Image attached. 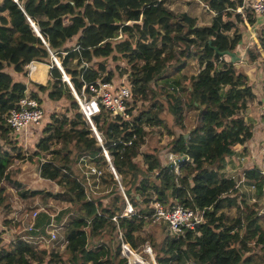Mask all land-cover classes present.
<instances>
[{"label": "trees", "instance_id": "obj_1", "mask_svg": "<svg viewBox=\"0 0 264 264\" xmlns=\"http://www.w3.org/2000/svg\"><path fill=\"white\" fill-rule=\"evenodd\" d=\"M197 2L205 4L211 15L206 24L183 11V0H0V185H12L21 198L43 195L67 204L56 217L58 224L70 215L62 234L66 243L60 251L13 235L6 244L1 232L0 264H128L119 252L118 229L137 246L145 227L155 219V202L166 209L195 205L203 215L188 232L149 235L158 264H264V205H259V200L250 202L238 179L223 172L235 146L254 136L246 113L256 92L248 74L237 67L238 60L233 62L222 52H237L244 38L237 26L244 21L239 7L251 24L257 18L245 0ZM261 31L259 40L264 49V25ZM75 36V45L66 47ZM253 49L256 52H247L252 62L260 56L258 46ZM51 51L61 57L78 90L83 86L82 75L87 82L113 79L115 72L104 59L126 60L135 101L147 99L151 103L136 114L133 105L129 120L114 118L104 108L93 118L119 180L81 114L72 119L56 118L45 128L35 151L38 157L43 151L54 152L52 146L60 139L69 154L77 153V161L89 156L105 169L99 179V192L104 194L93 195V203L76 178L80 175L60 152V160L65 161L38 158L37 171L42 178L56 181L62 191L27 189L19 179L20 164L35 158L25 159L18 136L6 122L27 90L9 69L27 74L30 61L51 65ZM188 61L197 62L200 69L185 74ZM94 62H98L97 69ZM128 70L121 72L124 75ZM51 75L63 77L56 66ZM59 86L50 90L51 99L64 97V88ZM39 88L48 90L43 85ZM32 96L39 99L36 93ZM188 110L195 112L192 127L186 125ZM165 112L173 119L168 128V151L184 158L179 172L163 164L161 149L141 152L146 127L162 126ZM243 173L255 184L258 198L264 197V172L254 167ZM86 178L83 174L82 181L87 184ZM120 184L134 206L129 216H121L126 203ZM0 210L6 222L13 210L3 187ZM116 215L119 217L113 220ZM51 219L46 212L41 213L36 221L39 231L32 233H46Z\"/></svg>", "mask_w": 264, "mask_h": 264}, {"label": "built area", "instance_id": "obj_2", "mask_svg": "<svg viewBox=\"0 0 264 264\" xmlns=\"http://www.w3.org/2000/svg\"><path fill=\"white\" fill-rule=\"evenodd\" d=\"M245 1L252 7L256 17L263 18L264 20V0ZM238 10L240 11L242 18L246 20V16L243 17L244 13L242 8L239 7ZM28 20L37 34L41 36L39 28L35 22H33L31 18H28ZM259 26L260 21L258 20L251 28L252 36L255 39V32ZM120 37H122V34H120ZM63 54H66V52H63ZM51 62H53L50 65L51 68L56 66L62 72V79L68 83L69 88L71 89L70 91L74 96L73 98H75V100L78 102L81 112L85 115V117L83 116L84 119L88 123L97 142L102 146L103 155L106 157L109 163L110 171H112L115 178L119 180V175L112 162V156L104 146L103 139L93 118L96 114L100 113L103 108L110 112L114 118L120 117L122 120H129L132 117L130 109L133 107V104L131 103L133 99V92L129 78L125 75L122 78H113L110 81L98 78L93 82H87L84 75H82L80 76V79L83 82V86L81 90H78L72 82L71 77L66 74L61 58L57 53L52 51ZM27 67L30 68V63H28ZM45 115L46 109L44 104H42L38 98L27 93L26 90L25 95L20 99L18 104L11 109L6 122L10 128L14 129L16 134L22 137L24 130H28L29 128H32L36 125H41ZM183 159L184 158H179V155L175 153L168 152V163L173 164V166L176 167L177 172H179V164ZM79 164L87 166V170L84 171V175L87 176V181H89L90 178L97 179L95 186L99 187V179L101 175L105 173V169L100 168L97 165V162L89 156H83L80 158ZM77 180L80 182L79 179ZM80 184L84 187L88 200L93 203L91 198V192L93 191L91 184L88 183L87 185L83 181H81ZM120 187L122 194L125 197L126 203V208L121 216H129L134 213V206L131 202V198L126 195L121 184ZM252 189H255V184H252ZM252 200L255 201L256 199L253 198ZM22 210L23 208L20 209V211H18L14 217V220L18 223H24L25 219L28 220V229L26 226L23 227V229L28 231L25 232L23 229L21 230V233H23L22 235H19L21 239L34 243L46 239L49 240V242L60 240V242H63V244L66 243L65 236H60V233L64 230V224L66 223V220L58 224L52 217L51 222L46 227V233L35 235L32 232L35 230L39 231V228L36 227V220L39 210L24 213L21 212ZM155 210L156 220L162 224H165L166 231H169V233L172 235L178 234L182 230H185L186 232L193 230L196 225L203 220L202 212H200L195 205L191 207L178 205L174 208L166 209L161 203L156 202ZM118 217L119 216L116 215L113 217V220H117ZM118 231L119 238H121L120 254L121 257L128 261V264H158L151 246H145L143 251L135 250L131 246L128 238L123 234V231L120 228ZM143 253L147 254L148 256H145Z\"/></svg>", "mask_w": 264, "mask_h": 264}, {"label": "rangeland", "instance_id": "obj_3", "mask_svg": "<svg viewBox=\"0 0 264 264\" xmlns=\"http://www.w3.org/2000/svg\"><path fill=\"white\" fill-rule=\"evenodd\" d=\"M185 2L184 6H183V11H188L192 16H197L198 17V23L200 24H206L211 15L208 13L205 4L201 5L200 3H198V0H183ZM172 8H176V5L173 4ZM240 12V11H239ZM245 16V14H243V17ZM247 20V22H246ZM246 20L244 19L243 22H237V26L239 31H243L244 33V38L242 40V42L239 44L238 48H237V54L239 56V63L242 65L241 68L238 66V68L244 70L245 72L248 71L247 67L250 69L249 64H247L246 62L247 59H245L246 56V52H248V50L255 48V46L258 45V50H259V57L257 58L255 64L259 66V63L264 64L263 63V57H264V53L263 50L261 51L259 48H261V44H260V40L259 37L261 35V30L263 28L262 25H260L258 27V29L256 30V39L252 36L251 33V28L253 27V24H251L248 20V18L246 17ZM236 21V19H235ZM72 42V41H71ZM256 52V50H254ZM60 57V56H59ZM61 58V57H60ZM247 58L249 59V56L247 54ZM104 61L106 62V64L109 66V70L114 71V77L113 78H122L123 76H127L129 78V72H130V66L128 67L127 65V61L126 60H113L112 57H109L108 59H104ZM244 62V63H243ZM53 63V62H52ZM51 63V64H52ZM244 64V65H243ZM94 68H98V62H94V65H92ZM247 66V67H246ZM123 69H129L128 72H126L124 75L122 74V70ZM199 65L197 62H190L188 61V64L186 66V68L183 70V72L187 75L193 73V72H197L199 70ZM69 77H71L69 74H67ZM62 79V78H61ZM59 82L58 80L55 81V85L54 83H52L51 85H47L46 87L48 88V90H58V88L60 89L59 86ZM62 83H65V87L64 89H62V91L64 92V97L61 98L60 100H52V102H50L49 107L46 105V115L45 118L42 122L41 125L39 126H34L32 128H29L28 130H24V139H28L29 142H27L26 140H23L22 137H20L18 134H16L18 136V140H19V144L20 146L23 147L24 150V155H25V159H29V158H35L34 162H31L29 160H25V162L21 163V167L23 168V170L25 172H23L22 174L19 175V179L20 181H22L23 185L25 186V188L27 189H42V190H47L53 193L56 192H60L63 189L56 183V181H51L49 179H44L40 176L39 172L37 171V167L39 165V159L38 158H48V159H54L57 162H63L65 161L64 158H68L69 164L73 165V169L75 170L76 174H79L78 178L80 181H82V176L84 174V171L87 170V166L85 165H80L79 164V160L77 161L76 158H78V156L76 155V152H73L71 154L68 153L67 149L64 147V143L62 142V140H56L52 146L51 150H54V152H50L48 153L47 151H43L41 156L38 157V155L35 154V151L38 149L37 144L40 141V139L44 136V130L47 126H49L50 124L55 123V119L56 118H63V117H67V118H74V116H78L79 114H83L80 110L79 104L78 102L75 100V98H73V94L71 93V89L69 88L68 83L62 79ZM58 87V88H57ZM41 90V88H39ZM44 91V90H42ZM133 105H135V110L133 111L134 114H136L139 110L141 109H146L149 105H151L150 100H143V99H138L135 101L134 96L131 102ZM85 117V115L83 114L82 117ZM164 122L162 126H147L146 130L148 132L147 134V139L145 144L142 146L141 148V152L145 153V152H151L154 149H161L160 152V158L162 159L163 164H168V142H169V135H168V128L169 126H172L173 124V119L172 116L165 112L164 115ZM83 117V119H84ZM195 124V112L188 110L187 111V116H186V125L189 127H192ZM69 126L66 127V129H68ZM23 144V145H22ZM58 152L61 153V155H65L64 158L62 160H60L61 155L58 156ZM69 154V156L67 155ZM85 156V155H83ZM82 156V157H83ZM80 157V158H82ZM142 156L140 155L137 158H141ZM37 158V159H36ZM58 158V159H57ZM19 167V166H17ZM17 167H14L13 169H16ZM21 170V169H20ZM42 179H44V181H42ZM75 179V178H74ZM94 180L90 178L88 183L91 184L92 187V192H91V198L93 195L95 196H101L102 194H104V192H99L100 191V186H95L94 184ZM88 185V184H87ZM12 203L14 206H17L18 204H20L23 208V210L21 211L22 213L24 212H33L34 210H39V214L41 213H47L49 216L53 217L56 220L57 215L61 212V211H65L66 209V205L65 203H63L62 201L53 199L49 196H43V195H36V196H30L28 198H20V200H18V193L15 191H12ZM248 195V194H247ZM88 199V198H87ZM93 200V198H92ZM262 201V202H261ZM260 202L263 204H259V205H264V199L261 198ZM25 209V210H24ZM7 211H4V213H6ZM70 216V215H69ZM69 216H66V218L64 219L67 220V218H69ZM3 218V213L2 210H0V233L4 231V233H6V235L4 236L5 238V242L6 244H8L10 242L11 239H13V236H19L22 235L23 233H21V230L23 229L24 226L27 227L28 225V220L25 219V224L21 223V225H18L17 227L21 226V228H16V232L13 228V232L11 231V229L8 228V231H6L5 229H2L1 225H2V220ZM38 219V217H37ZM37 221V220H36ZM57 221V220H56ZM146 231L144 233V237L142 238V240L137 244V246L135 244H132V241L130 240V238H128L129 242L131 243V246L138 251H143L145 249V246H151L152 250L153 246L152 243L150 241V237L149 235L151 234H158V236H164V233L169 234V231H166V225L162 224L161 222H159L158 220H156V217L154 219V221H151L147 224V226L145 227ZM28 229V227H27ZM25 232H27L28 230L23 229ZM12 233V234H11ZM63 234V231L60 233V236ZM4 235V234H3ZM13 235V236H12ZM17 238V237H16ZM132 239V238H131ZM133 240V239H132ZM35 244H38L39 247L41 248H46L49 250L55 249V250H62L64 249V244L63 242H60V240L55 241V242H49V240H43L40 242H37ZM134 245V246H133ZM120 252V251H119ZM145 256H148L147 254L143 253Z\"/></svg>", "mask_w": 264, "mask_h": 264}, {"label": "crops", "instance_id": "obj_4", "mask_svg": "<svg viewBox=\"0 0 264 264\" xmlns=\"http://www.w3.org/2000/svg\"><path fill=\"white\" fill-rule=\"evenodd\" d=\"M256 18H257L256 21L259 20L260 25L263 26L264 24L263 18H260V17L259 18L256 17ZM66 20L69 21L68 17L66 18ZM255 33H257V31ZM77 39H78L77 36L70 38L66 42L65 46L68 48L72 47L77 42ZM260 47L261 48L259 49L261 51L263 50V53H264V49L262 48V46ZM245 59H247L248 62L246 63L249 64L250 66V69L246 66L248 70L246 71V73L248 74L250 78V82L251 84H253L254 90L256 92V98L251 101L249 110L246 113L247 118L250 120L251 123H253L254 136L252 139L247 141L244 145L235 146V153L229 157L228 164L223 170V172L226 174V176L233 175L235 178L238 179L242 192H246L248 194L247 197L249 198L250 202H255L259 200V204H260L262 201L260 202L261 198H258L256 194V187L255 189H252L253 182L251 183L246 179L245 174L243 173V170L258 167L264 172V64L259 63V66H258L255 64L256 61H253V62L250 61L247 58V52H246ZM262 59L264 63V57ZM239 61L240 60L238 59L237 67L239 66L241 68L242 65L240 64L241 62L239 63ZM9 72L12 74L14 80L21 81L27 85V93L31 95L32 93H36L39 99L41 100L42 104H44L45 108H46V105L49 107L50 102H52L53 99L49 97L50 90L42 91L39 89V86L43 85L46 87L47 85L52 84V83H54L55 85L56 80L60 81L59 84L61 86L63 84L62 79L55 78L51 75L50 64L39 62V61H30V68H28L27 74L23 72H17L13 69H9ZM62 88L64 87L62 86ZM23 135L24 133L22 134V139L29 142L28 139H24ZM19 162L20 161H17L16 164H19ZM23 172L25 171L22 168V173ZM42 181H44V179H42ZM87 184H88V181H87ZM0 187H3L6 189V194L9 197H11V200L13 198L12 191H15L18 193V191L15 188H13L12 185L7 184L6 182H2ZM35 189H38V188H35ZM38 190H42V189H38ZM120 193L122 194V190L120 191ZM17 197H18V200H20L21 197L19 196V194L17 195ZM253 198H255L256 200L253 201L252 200ZM262 198L264 199V197ZM155 203H154V207H155ZM20 209H22V206L20 204H18L17 206H14L12 203L13 211L10 212L6 216L7 221L2 222V225H1L2 229H5L6 231H8V228H9L13 232V228H14L16 232L17 230L16 228H21V226L17 227L18 225H20V223L14 220L15 215L17 214L18 211H20ZM5 235L6 233H4V236Z\"/></svg>", "mask_w": 264, "mask_h": 264}, {"label": "water", "instance_id": "obj_5", "mask_svg": "<svg viewBox=\"0 0 264 264\" xmlns=\"http://www.w3.org/2000/svg\"><path fill=\"white\" fill-rule=\"evenodd\" d=\"M223 55H228L231 57V60L233 62H235L236 60L239 59V56L237 55L236 52H230V51H226V52H222ZM170 166H173V164H170Z\"/></svg>", "mask_w": 264, "mask_h": 264}, {"label": "bare ground", "instance_id": "obj_6", "mask_svg": "<svg viewBox=\"0 0 264 264\" xmlns=\"http://www.w3.org/2000/svg\"><path fill=\"white\" fill-rule=\"evenodd\" d=\"M36 66V65H35ZM34 73V72H33ZM68 78V77H67Z\"/></svg>", "mask_w": 264, "mask_h": 264}]
</instances>
